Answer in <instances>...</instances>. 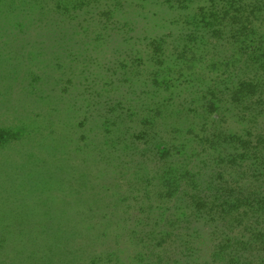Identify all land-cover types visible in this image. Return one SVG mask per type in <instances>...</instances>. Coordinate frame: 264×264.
I'll return each instance as SVG.
<instances>
[{
	"label": "trees",
	"instance_id": "trees-1",
	"mask_svg": "<svg viewBox=\"0 0 264 264\" xmlns=\"http://www.w3.org/2000/svg\"><path fill=\"white\" fill-rule=\"evenodd\" d=\"M88 27H91V58L84 37L89 31ZM46 28L53 30L51 33L56 31L57 34L62 33L67 37L66 39L60 37L57 43L51 42L56 46L60 45L68 53L67 57L61 59L59 51L57 55L47 60V64H52L56 70L53 68L47 70V64L41 69L42 67H39L41 61L34 64L35 70L29 71L32 81L22 86L21 92L16 95L26 97L30 91L37 94L38 88L41 87V91L45 93L54 91L58 97L68 86L67 84L63 87L62 83L80 79L78 86L91 81V86H83V89L91 93L92 106L100 109L114 100L111 97L114 94L119 93L122 97L126 91L135 92L138 83L157 85L155 87L158 89L167 90L176 87V84L196 82L199 87L201 86L200 91L194 92L192 94L194 96L188 94L192 97H185L184 102L187 104L204 101L211 93L216 102L226 96L227 100L245 105L246 108L253 105V110L264 109V0H0V42L8 30L16 31L17 34L27 32L29 34H26L27 37L31 38L33 30ZM17 34L11 35L7 43ZM2 44L6 45V42ZM103 44L104 47H114L107 51L106 48H100ZM17 49L18 51L15 49L12 51L11 59L16 61L29 57L42 59L43 55L40 53L42 48L36 50L35 45L27 44L25 47L20 45ZM24 49L28 54L25 57L21 52ZM70 50L76 53L69 54ZM116 58H120L119 67L112 66V61ZM4 60L7 59L0 60V74L3 67L7 66L2 62ZM204 69L206 74L202 72ZM205 76L207 84L203 81ZM17 80V77L13 78V82H18ZM13 90L16 92L19 89ZM170 98L169 96L161 99L157 103L163 118L169 116L170 112L164 106L168 105L167 100ZM58 99L63 100L62 97ZM121 101L120 99L117 102ZM15 102L18 103V100ZM210 102L213 107L215 101ZM113 103L115 104V101ZM185 108L190 110V107L184 106L180 109L183 111ZM172 109L175 108H170ZM259 111L249 115L256 116L260 114ZM128 113V117H132V113L135 112ZM112 116L109 121L112 128L116 129L115 133L119 134L112 143L119 144L121 135L128 134L127 142L120 143L121 151L130 147L136 148L137 145H142L141 141L144 142V146H148V150L157 145L168 144L167 141L163 142L162 138L160 141L156 133H146L144 130L136 133L133 127L125 128V114ZM82 118V121L87 120L84 116ZM149 123L153 122L149 120ZM6 128L0 127V147L6 144L5 135L14 136L12 131ZM36 129H33L35 137L43 139L45 137L43 133L39 134ZM173 130L175 135L181 133L180 130ZM17 131L19 129L15 130ZM262 135V133L258 135L257 143L252 146L259 142L264 143L260 141ZM158 139L160 143L156 142ZM192 143L200 144V141L195 139ZM40 144V142L39 145L31 144L25 158L29 164H44L48 183L46 190L49 191L51 186L56 187V192L62 189L63 192L58 195L62 196L63 203H57L51 215L43 214L46 211L44 200L39 205L42 207L29 215L26 209L12 216L10 214L2 217L5 212H0V264H169L170 257L162 256L155 250H150L148 254L147 245H143L140 251L133 250L130 258L123 255L121 245L124 244V240L119 237V230L123 227H119L117 218L120 217L117 215L125 214L119 210H116V215L109 213L110 205L101 200V193L104 190L108 192L111 188L101 187L98 180L93 183L95 179L90 183L89 179V159L93 167L101 170L100 175L106 176L117 170V166L107 160L106 150H99L96 154L95 149L98 145L91 149L88 144H77L78 150L74 151H77L76 156L80 163L74 168L77 167L78 170L73 169L71 179L62 183L60 165L53 163L59 149L49 142ZM171 146L177 149L175 154L178 156L182 155L181 151L188 145L178 143ZM135 151L137 152L136 149ZM170 154L172 155V151ZM193 156L190 159L178 156L181 159L169 164L158 175L159 185L161 183L167 195H172L175 201L182 195L194 209L206 216L208 221L221 224L224 230L223 238L227 241L223 245H211L212 260L208 264H217L216 258L222 257L223 253L221 263L230 264L233 256L230 253L232 248L228 245L232 242L229 232L237 226H241L245 231H248V227L251 230L258 228L256 216L260 207H264V198L251 195L248 193L249 188L246 193H240V187L237 186L232 187L234 188L232 197L227 195L228 193H220L219 190L210 194L196 193L202 190L201 185L197 184L196 178L192 180L191 178L195 174L198 176L199 171L191 172L189 165L184 163V159L188 162ZM123 165H120V168H123ZM103 169L106 170L101 173ZM183 176L191 177L190 180H186L190 181L189 184H181ZM72 179L77 188L74 195L76 208L73 211L75 224L68 227V223H63L65 207L70 205L65 196L66 188ZM120 184L119 182L118 185ZM56 200H58L56 195L51 198L45 197L46 203ZM167 210L168 207H165L164 212ZM233 212H236V217ZM164 214L168 215L160 213V217L156 219L157 223L160 218L162 220ZM176 214L179 221L183 214ZM145 215L141 221L145 220L146 223L144 222L142 226L150 228L155 226L156 222L150 212ZM147 220L153 222L148 223ZM169 220L172 219L169 217ZM174 222L177 223L172 221ZM163 227L165 229L160 231L162 237L173 238L178 235L183 242L185 236L188 237L187 233H171L173 225L163 224ZM251 247L252 250L258 248L257 245ZM261 263L263 260L248 262Z\"/></svg>",
	"mask_w": 264,
	"mask_h": 264
},
{
	"label": "rangeland",
	"instance_id": "rangeland-1",
	"mask_svg": "<svg viewBox=\"0 0 264 264\" xmlns=\"http://www.w3.org/2000/svg\"><path fill=\"white\" fill-rule=\"evenodd\" d=\"M88 29L89 31L84 37L87 41L88 55L91 58V27ZM52 31L49 28L33 30L30 34L31 38H29L27 32L17 34L16 31L8 30L1 38L0 60L7 59L2 61L7 66L3 67V72L0 74V127L9 128L14 135L10 137L5 135L6 144L0 147V212H5L2 217L10 214L12 216L23 209H26L28 215L32 214L37 208L42 207L39 206L42 200L46 207L43 214L51 215L57 203H63L62 196L58 195L63 192L62 189L56 192V187L51 186L49 191L46 190L48 183L43 168L44 164L35 162V164H29L27 162L25 156L31 144L39 145L40 142L42 145L49 142L59 149L53 163L60 165L62 183L71 179L70 175L73 169L78 170L77 167L74 168L76 164L80 163L77 160V151H74L78 150L76 149L77 144H88L91 149L98 145L95 149L96 154L99 150H106L107 160L117 166V170L106 174V176L100 175L101 170L93 167L92 161L89 159V179L90 183L95 179L93 183L98 180L101 187L111 188L110 191L104 190L101 193V200L110 205L109 213L115 214L116 210H119L125 214L124 217L117 215L120 217L117 218L118 225L123 227L119 230V237L124 240V244L121 245L123 255L130 258L133 255V250L140 251L143 245H147L149 246L148 254L150 250H155L162 256L170 257L168 258L169 264H203L205 262L208 264L212 260L211 245H223L227 241L226 238H223L224 230L221 228V224L208 221V218L194 209L187 198L182 195L178 197L177 201L172 198V195L168 196L164 186H161V183L159 185L158 175L169 164H174L181 158L188 159L187 157H189L190 159L194 155L191 161L187 162L184 159V163L189 165L191 172L199 171L198 176L195 174L192 178L190 177L191 180L196 178L197 184L201 185L202 190L196 193L210 194L219 190L220 193H228L227 195L231 196L234 193L232 187L237 186L240 187V193H246L245 191L249 188L250 192L248 193L264 198V143L259 142L252 146L257 143L260 133L263 134L260 141H264V109L262 111L253 110V105L246 108L245 105L227 100L226 96L216 102L211 93L204 101L187 104L184 102L185 97L190 98L194 96L192 95L194 92L200 91L201 86L199 87L196 82L184 85L176 84V87L167 90L158 89L155 87L157 85H140L141 83H138L135 92L130 93L125 90L126 92L121 97L117 91V94L111 96L114 100L111 103H106V106L100 109L92 106L91 93L83 89V86H91V81L78 86L80 79L62 83L63 87L67 84L68 86L64 91L62 90L58 97L54 91L51 93L41 91V87L38 88L37 94L30 91L26 97L16 95L21 92L22 86H26L32 81L29 71L35 70L34 64L41 61L39 67L43 69L47 60L49 61L50 57L57 55L59 51L61 59L67 57L68 53L60 45L56 46L51 43L59 42L60 37L62 39L67 37L62 33L57 34L56 31L51 33ZM15 34L17 35L14 38L17 40L13 38L7 43V39H11V35ZM3 42H6V45H3ZM27 44L35 45L36 50L42 48V50L40 49V53L43 55L42 59L33 57L22 58L19 61L11 59L14 49L18 51V46L25 47ZM104 45H101L100 48H106L107 51L114 47L109 46V48ZM26 49L28 48L26 47ZM26 49L21 51L23 57L28 55ZM72 53L76 52L70 50L69 54ZM119 60L120 58L114 59L112 66L119 67L121 65ZM61 61L64 62V60ZM52 68L57 69L52 67V64H47V70ZM62 70L65 71L64 68ZM205 71L206 69L202 70L206 74ZM15 77L18 82H13ZM206 78L205 76L203 80L205 84L208 82ZM13 88L19 90L15 92ZM23 92L26 93V91ZM169 96L171 98L167 100L168 105L164 107L170 113L169 116L163 118V113L160 108L158 109L157 103ZM59 97H62L63 100L60 101ZM120 99L122 101L117 102ZM16 100L18 103L15 102ZM210 101H215L213 107L210 105ZM113 106H115L114 109ZM180 106L190 107V110L185 108L181 111ZM170 108L175 109L170 110ZM129 111L135 112L132 113V117H128ZM257 111L260 114L249 115ZM119 113L125 114V128L133 127V131L136 133L139 130L156 133L160 137V141L162 138V141H167L168 144L157 145L148 150V146H144V142L141 141L142 145L121 151L120 143L127 142L128 134L121 135L120 143L114 145L112 141H115L119 134L115 133L116 129L112 128L109 121L113 117L112 115ZM82 116L87 120L82 121ZM148 119L153 123H149ZM16 129L19 131L15 132ZM33 129L38 130L39 134L43 133L45 137L42 139L36 136L38 137L36 139ZM173 129L180 130L181 133L175 135ZM31 131L32 133H30ZM195 139H198L200 144L192 143ZM160 141L158 139L156 142L160 143ZM178 143L188 145L181 151L182 155H178L182 156L181 158L175 154L177 149L171 148V144ZM169 148L171 149L169 150ZM79 154H81L80 149ZM120 165H123V168H120ZM105 170L103 169L101 173ZM134 175L137 178H134ZM190 178L183 176L181 184H189L190 181L186 182V180H190ZM73 180L69 186L67 185V188L64 187L67 189L65 199L70 205L65 207L63 223H68V227L75 224L73 211L76 208L74 195L77 188L72 183ZM119 182L120 185H118ZM162 190L165 191L162 193ZM55 195L58 200L52 203L45 202L46 196L51 198ZM165 207H168L166 212H164ZM147 212H150L154 222L160 217V213L168 215L164 214L162 220L160 218L159 223L156 222L155 226L150 228L142 226L145 220L141 221ZM176 213L183 214L179 221H177L178 214ZM258 213L256 216L259 223L258 228L251 230L248 227V231H245L241 226H237L229 232L232 242L228 245L232 248L230 253L233 256L232 262L229 261L230 264H248L254 260H263L261 264H264V207H260ZM235 214L236 212H233L234 217H236ZM169 217L172 219L171 221ZM150 218L148 217V219ZM153 220H147V222L150 223ZM172 221L177 223H172ZM163 224L173 225L170 229L171 233H187L188 237L185 236L184 242L178 235L173 238L162 237L160 231L165 229ZM110 226L113 227L112 224ZM254 245L258 246L257 250H252L251 246ZM223 256L224 253L222 257L216 258L218 259L217 264H224L221 263Z\"/></svg>",
	"mask_w": 264,
	"mask_h": 264
}]
</instances>
